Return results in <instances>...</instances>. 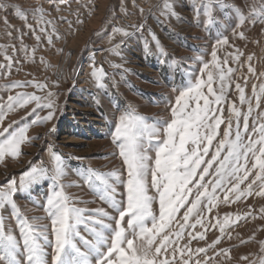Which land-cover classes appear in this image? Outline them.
<instances>
[{
	"label": "snow or ice",
	"instance_id": "snow-or-ice-1",
	"mask_svg": "<svg viewBox=\"0 0 264 264\" xmlns=\"http://www.w3.org/2000/svg\"><path fill=\"white\" fill-rule=\"evenodd\" d=\"M215 2L221 7H229L222 0ZM10 7L16 17L25 22V27L33 33L36 41L40 42L41 36L36 34V28L28 21L29 14L18 6L0 2V11L7 12ZM140 11L143 12L142 9ZM212 11L213 0H193V13L197 19L204 15L207 23L212 24ZM236 12L238 28H242L245 23L264 25V0L259 4L253 0L247 15L240 9H236ZM161 15L178 18L169 0H164ZM31 16L49 44L53 43L54 34L59 38L55 25L46 19L42 7L32 10ZM3 23L11 29L6 15ZM77 23L84 21L78 19ZM49 25L51 32L48 31ZM142 28L143 25L138 26V29ZM115 32L129 35L122 28H116ZM6 34L11 37V30ZM232 35L241 40L247 39L244 31L233 29ZM19 39L20 51H23L26 59L34 62L36 48L31 49L32 55H29V49L23 44V33ZM152 39L159 53V62L163 64L166 50L155 34H152ZM224 46L233 47L235 51L225 48L221 59L217 52ZM9 47L13 54H9ZM116 49H119V45ZM16 51L15 45H0V55H3L4 61L0 62V78L11 76L14 62H18L14 56ZM145 51L151 54L147 42ZM115 54L119 55V52L115 51ZM242 56L244 53L239 48L230 45L228 36H220L211 52V61L199 57L202 67L185 70L186 79L181 87L173 89L177 95L171 103L169 119L150 121L130 104L119 112L111 137L117 149L116 155L122 161V169L102 172L89 166L77 173L97 199L107 204L115 215L104 207L89 208V202L68 193L67 190L74 185L65 183L67 160L62 154L54 152L51 146L48 149L50 167L42 165L30 168L22 175L19 184L15 179L10 180L5 188L0 189V264H21L18 258L21 249L27 264H49L46 251L49 245L52 247L51 264H209L210 261L212 264H221L216 260L221 254L230 260L231 250L217 251L216 245L221 243L231 214H226L223 221L217 214L212 227L219 226L220 236L211 243L195 249L190 245L192 240L206 239L203 233L193 235V231L198 225L208 230L207 213H211L220 201V194H223L222 202L234 203L241 197L252 195L253 186L257 185L259 190L256 194L264 197V118H261L264 114L254 118L250 129L249 118L254 106L252 99L245 97L248 77L242 68L247 64L248 73L255 75L251 64L254 54L247 55L243 62ZM230 59L239 67H228ZM113 67L119 68L121 65ZM106 75L102 66L93 67L91 76L97 87H106ZM240 78L244 80L243 86L236 82ZM233 84L235 92L239 94L240 104H246L247 111L242 113L235 102H230V115L225 120L223 105L229 101L228 92ZM29 86L41 91L47 87L44 83L17 81L4 86L3 91L8 93L6 99L0 95V162L6 157L18 158L21 146L35 139L28 136L29 129L33 125L52 121L58 111L57 93L48 91L43 97L26 92L11 94L14 89ZM252 95L255 97V108L259 109L261 98L264 97V84L259 91L253 85ZM33 103L35 106L28 113L35 114L31 121L25 119L22 125L18 121L4 125L9 114ZM37 109H47L48 114L41 116ZM14 124L19 126L14 127ZM222 124L223 132L220 131ZM218 136L220 138L217 140ZM213 141L216 143L213 144ZM44 180L50 182L49 193L45 202L37 207L46 215L29 217L14 196L18 191L29 192L33 185ZM245 181V189L239 190ZM119 185L124 187L121 199L117 198ZM75 186L79 187L78 184ZM150 188L155 190L152 195L149 194ZM232 193L235 196L230 201ZM189 197H192L191 201ZM157 202L158 211H154L153 205ZM81 204L84 206H79ZM185 205L188 206L185 208ZM6 207L15 218L19 239L6 226L2 215ZM181 208H185L182 214ZM260 213V218L264 219V208L260 209ZM178 215L180 221L177 220ZM247 215H251L252 219L257 218L252 212ZM193 216L195 221L189 223ZM240 218L236 217L237 220ZM46 219L48 223L44 222ZM186 229L193 231H188L187 239L181 244ZM82 232H86L87 236ZM228 238L231 239V236ZM258 243V255L252 254L254 258L251 260L247 255L240 259L248 264H264V241ZM209 250L213 255H209Z\"/></svg>",
	"mask_w": 264,
	"mask_h": 264
},
{
	"label": "rangeland",
	"instance_id": "rangeland-1",
	"mask_svg": "<svg viewBox=\"0 0 264 264\" xmlns=\"http://www.w3.org/2000/svg\"><path fill=\"white\" fill-rule=\"evenodd\" d=\"M0 2L18 6L27 12L29 23L36 28V34L41 36V41L37 42L33 33L25 27V22L16 17L13 8H8L7 12L0 11V45H15L17 51L14 56L18 61L13 64L11 76L0 78V95L6 99L8 93L3 91L4 86L13 82L44 83L47 87L43 91L29 86L14 89L11 94L26 92L43 97L46 92L51 91L58 94L59 105L52 121L33 125L29 129L28 136L35 139L30 144L21 146V155L18 158L6 157L0 162V189L5 188L13 179L19 184L22 175L32 167L42 165L50 167L48 149L51 146L54 152L62 154L67 160L68 175L65 183L74 185L67 190L68 193L89 202L87 204L89 208L104 207L115 215L107 204L100 202L90 191L77 174L78 170L89 166L102 172L122 169V161L116 155L117 149L111 137L119 112L130 104L150 121L169 119L170 106L177 95L173 89L181 87L186 79L185 70L202 67L199 57L211 61V52L220 36H228L230 45H234L244 53L241 62L247 55L254 54L251 64L255 69V75L248 73L247 64L242 68V72L248 77L245 97L252 99L254 106L252 116L249 118L250 129L254 118L264 114V97L261 98L260 108L257 109L255 97L252 95L253 85L259 91L260 86L264 84V75H261L264 73V25L257 23L253 26L245 23L242 28L237 27L239 18L236 9L247 15L253 0H222V3L229 7H221L213 0L212 24L207 23V17L204 15L199 19L194 16L193 0H169L178 18L161 15L164 0H87V3L82 0H0ZM255 3H261V0H255ZM41 7L45 10L46 19L51 20L55 25L59 36L57 38V35H53L52 44L47 42L44 33L39 32V25L31 16L32 10ZM141 9L143 12L140 11ZM5 15L11 29L3 23ZM78 19L83 20L84 23H77ZM139 25H143V28L138 29ZM116 28L127 30L129 35L116 33ZM233 29L237 32L244 31L247 39L233 37ZM9 30L12 32L11 37L6 34ZM48 31L51 32V25L48 26ZM22 33L23 44L29 49V55H32L31 49L36 48L34 62L26 59L23 51H20L19 37ZM152 34H155L166 50L167 56L163 64L159 62V53ZM146 42L151 54L145 51ZM117 45L119 49H116ZM225 48L228 51H235L230 46L222 47L217 52L221 59ZM114 50L118 51L119 55L115 54ZM8 52L13 54L11 47L8 48ZM0 62H4L3 55H0ZM113 65H121V67L115 68ZM101 66L107 74L104 88L97 87L91 76L93 67ZM227 66L239 67L231 59ZM236 82L244 85L243 78L237 79ZM228 97L229 101L223 105L225 120L230 115V102H235L242 113L247 111V105H241L239 102V94L235 92L234 84L229 89ZM34 106L33 103L25 109L9 114L4 125L7 126L13 121H18L19 125H22L25 119L31 121L35 114L28 115V113ZM37 112L41 116L48 114L47 109L42 111L37 109ZM233 123L235 124L234 117ZM223 130L222 124L220 131ZM219 138L218 136L217 140ZM215 143L216 141H213V144ZM72 157L84 159H71ZM49 184V181L44 180L33 185L29 192L18 191L14 196L22 211H26L29 217L46 215L37 206L45 202L49 193ZM76 184L79 187L75 186ZM246 184L247 181L241 184L239 190H244ZM253 189L252 195L241 197L234 203L222 202L223 194H220V201L211 213H207L208 230L205 231L199 225L194 231L186 229L181 244L187 239L188 231H193V235L203 233L206 239L192 240L191 248L206 246L220 236L219 226L212 227L216 223L217 214L221 221L226 214H231L221 243L216 245L217 251L230 249L231 259L221 254L216 260L221 264H248L240 257L247 255L249 260L253 259L252 254L258 255L260 252L258 242L264 241V219L260 218V209L264 208V197L256 194L259 190L257 185H254ZM154 191L150 188L149 194H154ZM123 194L124 187L119 185L117 198L121 199ZM234 196V193L230 194L229 200L234 199ZM191 199L192 197H189L190 201ZM187 206L185 205V208ZM153 208L154 211H158V202ZM185 208L180 209V214ZM249 212L257 218L252 219L251 215H247ZM2 215L7 228L11 229L19 239V229L10 209L6 207ZM237 216L241 218L237 220ZM177 220L180 221V215ZM194 221L195 216L189 223ZM44 222L48 223L47 219ZM82 234L87 236L86 232ZM229 235L231 239L228 238ZM252 237L254 239H251ZM241 241L246 242L241 243ZM46 251L51 264L52 247L47 246ZM209 255H213L211 250ZM18 258L21 264H27L23 249ZM209 264L212 262L210 261Z\"/></svg>",
	"mask_w": 264,
	"mask_h": 264
},
{
	"label": "bare ground",
	"instance_id": "bare-ground-1",
	"mask_svg": "<svg viewBox=\"0 0 264 264\" xmlns=\"http://www.w3.org/2000/svg\"><path fill=\"white\" fill-rule=\"evenodd\" d=\"M83 1L86 2L87 0H82V2H83ZM86 3H87V2H86Z\"/></svg>",
	"mask_w": 264,
	"mask_h": 264
}]
</instances>
